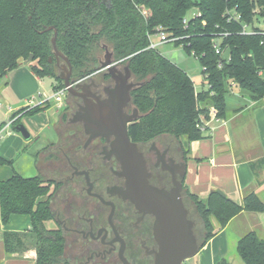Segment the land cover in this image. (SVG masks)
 <instances>
[{
  "label": "trees",
  "instance_id": "16d2710c",
  "mask_svg": "<svg viewBox=\"0 0 264 264\" xmlns=\"http://www.w3.org/2000/svg\"><path fill=\"white\" fill-rule=\"evenodd\" d=\"M193 10L197 13L189 16ZM259 24L264 25V0H0V77L32 55L31 71L38 78L52 77L56 92L63 84L51 46L54 31L56 47L70 62L75 80L96 72L98 52L106 46L113 62L127 66L133 82L140 84L130 92L131 104L139 113L127 127L130 141L144 143L166 135L190 143L209 138L200 120L208 121L210 111L224 119V97L231 84L254 102L264 98V35L241 34L243 25L264 30ZM158 31L176 37L175 46L199 61L206 90L197 92L187 73L147 49L148 36ZM214 39L219 41L220 54L213 48ZM41 111L39 106L18 110L11 116L14 126L20 124L18 114ZM181 150L185 161L188 150ZM0 165L12 166V162L0 157ZM56 188L43 175L25 178L12 172L0 181L1 223L6 226L12 215L30 218L27 234H3L8 254L31 246L35 264H68L62 231L45 226L53 218ZM183 196L203 227L200 248L239 213L264 212V202L253 192L241 204L217 191L205 201L185 188ZM236 250L243 264H264V240L256 232L241 237Z\"/></svg>",
  "mask_w": 264,
  "mask_h": 264
},
{
  "label": "flooded vegetation",
  "instance_id": "af4514ba",
  "mask_svg": "<svg viewBox=\"0 0 264 264\" xmlns=\"http://www.w3.org/2000/svg\"><path fill=\"white\" fill-rule=\"evenodd\" d=\"M118 66L123 65H116L123 73L124 68ZM94 73L76 80L71 76L70 79L83 80L80 81L82 85L105 99L114 82L109 74L102 72L97 73L101 74V79L96 81ZM129 81L134 83L131 77ZM76 91L80 92L79 89ZM75 93H66L63 100L64 107L68 96L75 100L73 117L65 124H79L82 129L69 135L68 139H63L62 132L57 131L58 142L52 153H61L62 160L56 166L48 164L43 172L57 186L51 211L55 229L62 231L65 240L64 256L68 264H153L158 249L153 236L154 219L139 213L120 195L124 179L120 176V165L111 153V138L94 137L93 130L79 120L84 99ZM136 111L131 101L124 108L126 114L139 117ZM59 123H63L62 117ZM136 144L146 161L150 183L169 191L171 175L165 168L170 162L181 164L184 160L178 144L162 136ZM188 216L191 219L189 209Z\"/></svg>",
  "mask_w": 264,
  "mask_h": 264
},
{
  "label": "crops",
  "instance_id": "0c3cea01",
  "mask_svg": "<svg viewBox=\"0 0 264 264\" xmlns=\"http://www.w3.org/2000/svg\"><path fill=\"white\" fill-rule=\"evenodd\" d=\"M26 64L23 61L20 62L18 69L14 71L21 73H12L11 80H14L17 75L23 74L35 82L39 81L32 71H23L21 66ZM11 72L6 78H9ZM262 76L264 77V74ZM5 83H7L6 80ZM233 89H236V86H231L230 91ZM237 93L243 94L241 91H237ZM49 98L50 95H47L46 98L41 99L33 106H48ZM46 110L47 108L41 112ZM54 110L58 116L60 109L54 108ZM263 115L264 98L257 102L251 100L248 104L236 105L230 117L219 119V122H210L206 132L209 134V138L203 141L207 152L202 155L190 156L189 143L182 137L186 146L182 149L188 150L185 161L181 162L185 166V189L201 201H205L212 191L220 190L227 199L237 204H241L243 197L251 192L264 202V129L260 127L259 119H262ZM0 123L3 124L4 121ZM9 128L2 133L0 143L13 136V132L9 131ZM162 137L174 140L166 135ZM54 147L55 142L50 143L51 151L43 154H52ZM191 159H202L203 161L195 165L190 161L187 162ZM255 163L256 165L252 167V164ZM37 169L43 175V170H40L39 165H37ZM9 177L1 180H6ZM183 201L188 202V206L193 208L188 199L184 198ZM259 214L262 215L264 212H241L236 215L224 229L215 234L198 250L194 257L189 259L190 264H243L236 250L239 239L249 232H256L264 240V228L259 224V221L264 223V220L260 219ZM10 218H12L11 224L7 227L1 226L0 233H28L30 230L28 216L12 215ZM244 222L254 223L256 230L248 228ZM0 264H35V252L29 246L20 253L8 254L4 248L2 235L0 237Z\"/></svg>",
  "mask_w": 264,
  "mask_h": 264
},
{
  "label": "water",
  "instance_id": "95a60500",
  "mask_svg": "<svg viewBox=\"0 0 264 264\" xmlns=\"http://www.w3.org/2000/svg\"><path fill=\"white\" fill-rule=\"evenodd\" d=\"M52 28H49L50 30ZM51 46L55 63L58 66L59 59L66 64L67 69L59 75L63 87L68 94L84 99V107L79 114V120L87 124L93 130V136L111 138L110 149L120 165V176L124 179V189L120 195L128 200L135 209L142 214L153 217V236L157 243V251L154 254L153 264H184L185 261L194 257L200 245L194 234L195 223L188 216L182 193L184 184L185 166L183 163L170 162L165 168L171 175L172 188L168 191L150 183V174L147 170L144 156L139 151L138 145L130 141L127 127L138 119V115H128L124 108L131 101L130 92L140 86L139 83L129 81L131 74L127 66L123 73L116 67L112 60V54L106 53L105 60L99 61V66L94 74L102 72L109 74L114 86L107 92L105 99H100L90 91L87 85L80 81L71 80V65L68 59L56 47V31L51 39ZM30 55L25 63L31 62ZM77 89L80 92L76 91ZM74 101L69 100L70 108L63 115L62 137L68 136L76 131H81L79 124L67 123L72 119ZM137 112V111H136ZM15 130L24 139L30 138L27 129L18 125ZM171 140V139H167ZM179 146L178 140H173ZM62 155L54 153V156ZM217 193L225 196L220 190Z\"/></svg>",
  "mask_w": 264,
  "mask_h": 264
},
{
  "label": "rangeland",
  "instance_id": "374dc122",
  "mask_svg": "<svg viewBox=\"0 0 264 264\" xmlns=\"http://www.w3.org/2000/svg\"><path fill=\"white\" fill-rule=\"evenodd\" d=\"M196 13L197 10H193L189 13V16ZM259 26L261 28H264L263 24H259ZM152 41L154 43H157V36H153ZM156 51L160 55L168 59L171 63L182 69L185 73H187L197 92L207 89L206 81L204 79V76L202 75V69L199 61L192 55H188L181 46H175L173 42H167L159 44L156 48ZM106 53H110V50L106 46H102V50L98 52L99 61L105 60ZM31 64L35 63L32 62ZM123 66L118 67H126L125 65ZM21 68L24 69L23 71H31L29 63L21 66ZM17 69L18 68L14 70ZM63 69H67L66 64L62 59H59L58 66L56 67V74L59 76L61 73H63ZM14 70H12V72L10 73L9 78L0 77V122L4 121V123H7L9 120L8 118H10L12 114L17 112L18 110L26 107L32 108L34 104L39 102L41 99L46 98L47 95H50L51 97L54 94V92L52 91L53 86L57 85V82L52 77L48 76L39 78L38 80L40 81V84L39 81L35 82V80H32L29 76H24L23 74L17 75L14 80H11L13 75L12 73H21ZM93 79H95L96 81H100L101 74L94 75ZM5 80L7 83H5ZM237 91L241 90L236 87V89L228 91L224 97L227 105L225 117H230L233 114V110L236 105L248 104L251 101L246 92L241 91L243 94H239L237 93ZM64 98L65 94H63V100ZM71 99L72 98L70 96L66 98V106H63L64 108H61L59 110L58 116H56L54 110V108H57V102L54 100V98H51L48 101V106L41 107L40 105H37L42 110L47 108L46 111L26 116H24L22 112L17 115L18 118H20L21 116L23 117L20 118L19 125L24 126L31 136L29 139H24L15 130L16 126H10L9 131L13 132V136L0 143V157L8 161L10 160L12 162V166L0 165V180L9 177L12 170V172H16L17 174L25 178L42 175L37 169V165H39L40 170H43L44 172V169L47 168L48 164H51V166H56L59 162H61V155L54 156V153H43L51 151V148H49L50 143L55 142L56 144L58 142V135L56 131L62 132V123H59V118L63 117L64 113L70 108L68 101ZM50 119L51 121L49 122ZM259 119L260 127L264 129V115L262 119ZM203 122L205 121L201 118L200 123L203 124ZM222 130L224 131V129ZM174 140L176 139L174 138ZM203 141L205 140H196L189 143L190 156H194L195 154L202 155L207 152ZM180 143L181 148L186 147L184 139L182 137L179 138V147ZM189 161L197 165L203 160L191 159L187 162ZM45 172H47V170ZM184 205L187 209H189L191 219L196 223V226L194 228L195 235L197 239L200 240L203 233L202 224L199 221L197 215H195L194 209L188 206V202H184ZM20 216L27 217L26 215ZM259 217L261 220H264V214H259ZM11 222L12 218L9 219L6 227L9 226ZM244 223L248 228L254 231L256 230L254 223ZM259 224L264 228V223L259 221ZM1 226L5 227L0 221V227ZM45 226L47 229H55L56 227L53 220L48 221ZM25 227L26 225L24 226V228ZM2 235L3 234L0 233V237ZM190 263L191 262L189 260L184 262V264Z\"/></svg>",
  "mask_w": 264,
  "mask_h": 264
},
{
  "label": "built area",
  "instance_id": "2783aa9c",
  "mask_svg": "<svg viewBox=\"0 0 264 264\" xmlns=\"http://www.w3.org/2000/svg\"><path fill=\"white\" fill-rule=\"evenodd\" d=\"M186 19L183 20V24H186ZM256 33L259 34H263L264 35V30L261 31H254L253 29H251V27H249L248 25H243L242 26V30H241V34L243 35H254ZM153 36H157V43H154L152 41V37ZM148 40H149V44L147 49L149 50H156L157 46L159 44L162 43H167V42H175L177 40L176 37H170L168 34L162 32V31H158L156 34L154 35H150L148 36ZM213 48L215 49L216 54H220V49H219V41L217 39L213 40ZM205 79V76H204ZM231 86H234V84H231ZM208 87V86H207ZM63 94H66V91L64 89V87L56 92H54V94L49 98H54V100L57 102V108L61 109L64 106V101L63 100ZM48 102V101H47ZM8 122L7 123H0V138H2V133L9 128L11 125H14V119L13 118H8ZM219 122V119L216 118V112L214 110L210 111V115H209V120L203 122V124H201L204 128L209 127V123L210 122Z\"/></svg>",
  "mask_w": 264,
  "mask_h": 264
}]
</instances>
